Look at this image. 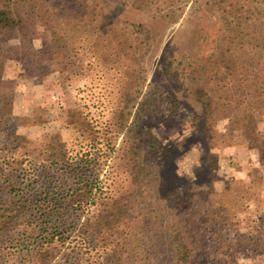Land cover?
Instances as JSON below:
<instances>
[{"label":"rangeland","instance_id":"obj_1","mask_svg":"<svg viewBox=\"0 0 264 264\" xmlns=\"http://www.w3.org/2000/svg\"><path fill=\"white\" fill-rule=\"evenodd\" d=\"M8 1L0 0V6ZM83 1L11 0L17 7L24 3L28 11L34 5L43 19L31 14L32 22L2 36L8 41L3 47L12 56L4 58L0 75V104L3 95H7L8 103L0 111V201L5 198L4 191L8 196L24 188L31 190L32 200L44 203L40 197L45 193L53 197L61 187H69L72 180L57 158L60 149L73 154L92 150L91 163L81 164H89L93 171L99 168L108 189L118 192L131 186L125 169L128 159L118 149L123 132L117 124L121 112L117 104L133 76L116 75L114 69H79L81 63L91 60L85 29L90 28V35L93 27L102 23L100 16L94 18L92 14L96 0H87L85 16L77 12ZM118 1L124 19L146 23L153 34L152 48L142 63L146 68V80L140 85L143 105L132 111V119L138 121L134 129L151 125L167 149L163 158L150 157V161L160 163L156 167L159 177L145 192H140L143 196L133 207L150 212L146 214V221H152L150 263L173 264V233L169 227L197 217V221L204 222L194 236L206 251L203 262L238 264V221L240 231L246 232L264 220V151L241 134L238 107L233 98L226 96L231 94L229 89L216 83L225 64L216 70L211 53L222 21L217 12L205 7L196 16L186 15L177 23H168L152 11L134 8L128 0ZM94 19L97 20L93 25ZM45 20L58 29L43 24ZM55 29L66 30L68 40L76 47L78 71L72 76L66 70L59 73L43 60L46 68L28 72L23 56L53 43ZM167 55L175 57L176 62L184 61L178 67L179 78L166 77L161 70V61ZM199 59H206V74L199 73ZM32 65L36 69L38 64ZM128 65L134 67L129 61ZM228 73L230 78L231 74L234 76L233 69ZM203 85L215 95L210 108L200 96ZM73 108L77 109L74 114L78 120L89 119L91 128L78 130L68 111ZM258 109L253 111L256 128L264 131V98ZM104 152L112 156L106 160ZM238 186L246 195L240 208ZM197 191L200 195L195 196ZM186 209L188 214H184ZM245 255L240 250V262L248 264L252 260L243 258ZM196 260L195 264L201 261Z\"/></svg>","mask_w":264,"mask_h":264},{"label":"trees","instance_id":"obj_2","mask_svg":"<svg viewBox=\"0 0 264 264\" xmlns=\"http://www.w3.org/2000/svg\"><path fill=\"white\" fill-rule=\"evenodd\" d=\"M128 1L134 8L152 11L156 17L168 23H177L186 15L196 16L205 7L218 13L223 26L211 59L216 70L225 65L224 70L217 73L221 79L216 83L229 89L231 94L226 96L233 98V104L238 107L241 134L263 152L264 131L256 128L253 111L260 108L264 98V0ZM120 2L96 0L93 12L88 10L94 18L100 16L102 23L93 27L94 31L90 35V28L85 29L84 37H88L86 41L91 45V60L89 63H81L79 69H114L116 75L133 76L131 83L124 87L125 96H121L117 104L118 111H121L117 124L123 132V142L118 149L128 159L125 169L130 174L131 186L118 192L108 189L106 178L101 177L99 168L93 171L89 164H81L83 161L91 163L92 150L73 154L60 149L57 158L67 178L72 180L69 187H61L59 194L53 197L45 193L40 197L44 203L32 200L31 190L22 188L8 196V192L4 191L5 198L0 201V264H151L149 255L153 247L149 227L152 221H146V214L150 212L146 213V209L135 210L133 207L138 197L143 196L140 192H145L153 179L159 177L156 167L160 163L150 161V157L154 155L155 159L163 158L167 149L151 130V125L134 129L138 121L132 119V111L137 105L140 104L138 108L143 105L140 85L146 80V68L142 63L152 48L153 34L146 23L124 19ZM82 4V7L78 6L77 12L85 16L89 4L87 0ZM25 6L24 3L18 7L12 5L11 0L0 6V75L4 58L12 56L7 55V49L3 46H7L8 41L2 36L7 31L25 27L27 21L32 22L31 14L43 19L40 9L30 5L28 11ZM96 20H91V23L94 25ZM42 22L58 29L53 23L46 20ZM56 29L51 40L53 43L43 44L41 48L23 56L28 72H41L46 68L41 63L43 60L59 73L66 70L72 76L78 71L76 47L68 40L66 30L59 32ZM206 59L197 60L200 74L207 72ZM128 61L134 63V67H130ZM32 64H38L36 69H33ZM184 64V61L176 62L175 57L167 55L161 61V70L166 77L179 78L178 67ZM188 65L191 64L188 62ZM232 69L234 76L231 74L230 78L228 71ZM228 77L229 82L226 80ZM3 96L5 98L3 104H0V111L7 108L8 104L7 95ZM200 96L207 107L213 106L215 95L205 85L200 89ZM231 110H234L233 107ZM68 111L71 122H76L78 130H87L88 126L91 128L89 119L78 120L74 114L76 108ZM81 134L86 138L84 131ZM103 156L108 160L112 155L104 152ZM95 164L97 166L99 163ZM239 188L238 208L246 199ZM194 195H200L199 191ZM188 213L189 209H186L184 214ZM196 219L194 217L169 227L173 233V264H195L198 258L201 261L196 264L210 263L207 260L203 262L206 251L194 238L204 225L201 219ZM240 250L246 254L243 258L252 260L248 264H264V220L246 232L240 231L238 221V264H246L240 262Z\"/></svg>","mask_w":264,"mask_h":264}]
</instances>
